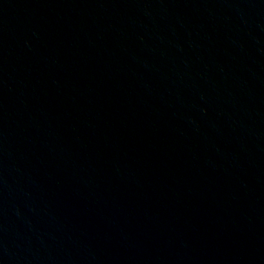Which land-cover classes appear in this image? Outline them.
<instances>
[{
    "label": "water",
    "instance_id": "obj_1",
    "mask_svg": "<svg viewBox=\"0 0 264 264\" xmlns=\"http://www.w3.org/2000/svg\"><path fill=\"white\" fill-rule=\"evenodd\" d=\"M0 264H264V0H0Z\"/></svg>",
    "mask_w": 264,
    "mask_h": 264
}]
</instances>
